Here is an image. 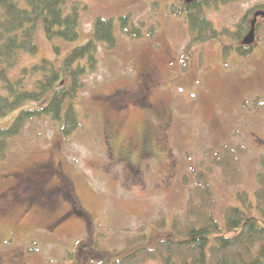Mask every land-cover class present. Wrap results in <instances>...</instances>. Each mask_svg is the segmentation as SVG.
<instances>
[{
    "label": "rangeland",
    "instance_id": "374dc122",
    "mask_svg": "<svg viewBox=\"0 0 264 264\" xmlns=\"http://www.w3.org/2000/svg\"><path fill=\"white\" fill-rule=\"evenodd\" d=\"M154 1L66 0L65 12L80 4L79 36L51 40L39 24L37 52H22L10 69L15 76L43 57L61 66L70 48L90 37L97 16L115 18L116 45L99 43L96 65L81 76L77 129L65 137L50 115L32 118L11 139L0 161V206L10 203L0 210L3 264H91L92 255L112 264L129 251L127 238L143 223L152 242L166 234L152 221L183 214L199 170L214 188L213 211L222 224L226 207L237 202V192H253L258 186L264 108H256L253 99L264 96L262 32L256 31L257 42L245 56L234 49L224 51L226 45L240 43L227 35L192 44L184 16L169 11L168 4L177 0ZM263 3L234 0L208 7L206 15L219 30L231 31L247 16L250 29ZM127 12L142 26V37L121 31L118 16ZM150 66L154 70L145 79L143 72ZM36 104L25 101L0 115V126ZM108 124H115L113 133ZM146 135L149 156L140 151ZM127 139L135 142L130 163L118 157ZM224 144L245 148L241 176L234 182L227 181L206 154ZM42 164L52 165L48 169L59 172L61 181L35 173Z\"/></svg>",
    "mask_w": 264,
    "mask_h": 264
},
{
    "label": "trees",
    "instance_id": "16d2710c",
    "mask_svg": "<svg viewBox=\"0 0 264 264\" xmlns=\"http://www.w3.org/2000/svg\"><path fill=\"white\" fill-rule=\"evenodd\" d=\"M230 1L234 0H177L169 3L168 8L171 14L184 16L192 44L227 35L240 43L226 45L224 51L234 49L240 55H249L254 44L241 43L249 30L247 16L231 31L219 30L206 15L208 7ZM154 2L159 4L157 0ZM65 4L66 0H25L23 5L19 0H0V115L25 101L37 103L20 109L7 126H0V161L6 158L11 139L32 118L50 115L65 137L77 129L75 100L82 87L81 76L96 65L99 43L108 48L117 43L115 18L97 16L90 37L70 48L61 66L43 57L22 67L13 76L10 69L17 64L21 53L37 52L39 24L51 40L59 37L73 41L79 36L80 4L75 2L68 12H65ZM258 17L264 18V15ZM118 25L130 37L143 36L142 26L133 20L131 12L119 15ZM255 31L262 32L264 38V22L256 20ZM55 49L58 52L57 46ZM66 77L69 82L60 83ZM253 104L264 108V96H256ZM244 151L242 145L224 144L216 150L208 149L206 154L213 165L221 168L225 179L234 182L241 176L240 155ZM262 166L256 189L237 192V202L225 209L223 224L213 211L216 206L214 188L208 175L199 170L189 189L183 214H175L170 221L163 216L152 221V225L165 230L166 234L152 242L148 224L143 223L136 235L127 238L129 251L114 258L112 264H264V156ZM95 258L90 256L91 264H105Z\"/></svg>",
    "mask_w": 264,
    "mask_h": 264
},
{
    "label": "flooded vegetation",
    "instance_id": "af4514ba",
    "mask_svg": "<svg viewBox=\"0 0 264 264\" xmlns=\"http://www.w3.org/2000/svg\"><path fill=\"white\" fill-rule=\"evenodd\" d=\"M153 67H148L144 70L143 72V77L146 79L148 78L152 72H153ZM152 106V105H150ZM115 124H108V129L113 133V131L115 130L114 128ZM107 133V131H106ZM149 135L145 136V140L142 143V147L140 149L141 154L149 156L151 155V147L149 144V141H147ZM143 139V140H144ZM134 146H135V142L132 140L130 141V139H127L126 142H124L123 144H121L120 149H118V157L123 160V161H128V163H130L131 161V155L133 153L134 150ZM52 167V165H47V164H42L41 166L37 167V169L35 170V173L39 174L40 177L46 176V175H51V176H58V179L61 181L62 178H60V176L58 174H60L59 172L55 171V170H49L48 168ZM51 169V168H50ZM54 189L58 188V185L55 186L54 184ZM33 193V192H31ZM10 203L8 202H4V204H2L0 206V210H6L9 207ZM40 205H43V203H40ZM3 262H5V259L3 258L2 255H0V264H3ZM16 264H20L18 261H16Z\"/></svg>",
    "mask_w": 264,
    "mask_h": 264
},
{
    "label": "water",
    "instance_id": "95a60500",
    "mask_svg": "<svg viewBox=\"0 0 264 264\" xmlns=\"http://www.w3.org/2000/svg\"><path fill=\"white\" fill-rule=\"evenodd\" d=\"M186 2H191L193 0H185ZM264 15V10H258L254 13V18L252 19V25L251 28L249 29V31L244 35V37L242 38L241 43L244 45H250L253 44L255 42L256 39V34H255V23H256V18L258 15Z\"/></svg>",
    "mask_w": 264,
    "mask_h": 264
}]
</instances>
